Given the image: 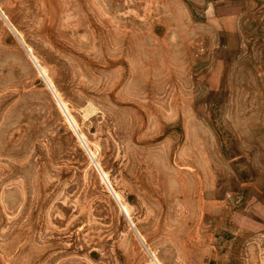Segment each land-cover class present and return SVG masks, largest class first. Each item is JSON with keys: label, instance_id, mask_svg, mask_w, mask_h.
Returning <instances> with one entry per match:
<instances>
[{"label": "rangeland", "instance_id": "rangeland-1", "mask_svg": "<svg viewBox=\"0 0 264 264\" xmlns=\"http://www.w3.org/2000/svg\"><path fill=\"white\" fill-rule=\"evenodd\" d=\"M0 264H264V0H0Z\"/></svg>", "mask_w": 264, "mask_h": 264}, {"label": "water", "instance_id": "water-1", "mask_svg": "<svg viewBox=\"0 0 264 264\" xmlns=\"http://www.w3.org/2000/svg\"><path fill=\"white\" fill-rule=\"evenodd\" d=\"M48 84H49V83H48ZM49 86H50V84H49ZM50 88L52 89V87H51V86H50ZM52 91H53L54 95L56 96V99L58 100L59 104L61 105V102H60V100H59L58 96L56 95V93L54 92V90H53V89H52ZM61 107H62V106H61ZM102 176H103V175H102ZM103 179H104V180H105V182L107 183V185H108L109 189L111 190V192H112V194H113L114 198H115V199H116V201L118 202V204H119V206H120L121 210L123 211L124 215L126 216V218H127L128 220H130V219H129V216H128V214H127V213H126V211L124 210V207H123V205L121 204L120 200L117 198L116 194L114 193V191L112 190L111 186L109 185L108 181H107V180L104 178V176H103Z\"/></svg>", "mask_w": 264, "mask_h": 264}, {"label": "bare ground", "instance_id": "bare-ground-1", "mask_svg": "<svg viewBox=\"0 0 264 264\" xmlns=\"http://www.w3.org/2000/svg\"><path fill=\"white\" fill-rule=\"evenodd\" d=\"M32 57H34V56H32ZM43 73H44V75L46 76V74H45V72L43 71ZM48 83L50 84V86H52L51 85V83L49 82V80H48ZM54 90V89H53ZM54 92L56 93V91L54 90ZM56 95H57V93H56ZM58 96V95H57ZM59 98V97H58ZM60 100V99H59ZM61 102V106H62V109L64 110V111H66L67 112V109H66V107H65V105L63 104V102L62 101H60ZM95 161V160H94ZM200 172V171H199ZM202 173V172H201ZM103 176H104V178L107 180V176H106V174H103ZM205 177V176H204ZM202 182V181H201ZM216 182V181H215ZM206 189V188H205ZM116 194V193H115ZM116 196H117V198L118 199H120L119 198V196L116 194ZM124 207V210L126 211V213L129 215V213H128V210H127V208L125 207V206H123Z\"/></svg>", "mask_w": 264, "mask_h": 264}]
</instances>
